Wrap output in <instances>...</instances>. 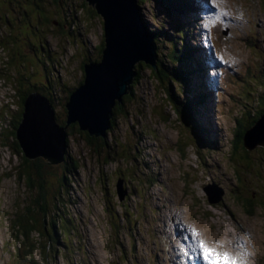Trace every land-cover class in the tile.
Instances as JSON below:
<instances>
[{"label":"rangeland","instance_id":"obj_1","mask_svg":"<svg viewBox=\"0 0 264 264\" xmlns=\"http://www.w3.org/2000/svg\"><path fill=\"white\" fill-rule=\"evenodd\" d=\"M30 1H16L14 6L27 2L24 6L29 8L35 0ZM195 1L187 0V11L180 14L173 8L162 9L155 0L139 3L148 29L164 34L157 43L159 50L168 49L169 38L176 43L179 40L180 46L183 41L190 47L189 42H198L200 58L205 59L197 60L195 53L189 60L186 49L182 53L180 47L171 51L173 63L164 52L160 59L157 57L168 70L179 77L180 72L186 76L180 81L184 89H180L178 96L179 104H183L182 119L167 103L163 84L150 78L146 68L133 89V98H124L126 114L111 112L115 102L110 107L109 119L114 116V122L113 129L105 132V148L95 153L76 130L67 136V150L79 158L80 167L68 176L67 190L59 202V207L65 205L68 216L58 219L62 233L58 232L57 246L61 252L51 255V263L187 264L182 261V254L204 241L221 252L227 251L239 264H264V214L258 207L248 214L240 201L232 198L236 191L235 175L242 166L233 167L228 158L236 117L243 114V125L248 112L251 115L259 110L257 105L264 109V7L260 0H208V4L201 0L206 1L201 5H195ZM193 4L206 10L194 12L191 19L182 17ZM45 7V37L41 42L27 35L17 18L11 20L12 24L2 20L0 43L7 46L5 51L0 48V56L5 52V67L0 63V74L8 76L13 84H5L0 76V104L7 102L4 105L8 104L13 112L18 108L14 96L22 79L24 88L30 89L28 100L33 103L36 94L46 95L62 121L66 115L63 89L76 91L83 60L88 55V62L99 58L102 19L89 18L86 27L80 26L78 30L72 7L64 15L55 13L59 8L57 1L46 2ZM180 24L196 35L191 40L186 36L180 38L176 33L182 28ZM14 25L20 29L11 36L8 28L14 29ZM31 29L36 36L37 29ZM35 44L42 48L37 50ZM130 82H126V91ZM206 84L208 90L194 93L195 88L202 89ZM193 112L192 118L189 114ZM10 120L8 116L1 118L7 126ZM260 138H264V123L247 141L249 146L256 147L254 152L264 150L257 140ZM260 159H264V154ZM19 161L9 145H0V264H34L32 258L25 256L27 253L37 264H45L39 249L33 251L34 255L29 251L15 253L18 248L29 246V239L18 243L14 240L9 220L16 211L17 197L21 204L26 197L24 185L15 177ZM244 161L253 172V161L245 155ZM59 171L60 166H54V186ZM103 173L109 185L106 188L102 187ZM213 182L223 188V204L210 202L211 195L204 190L205 185ZM49 218L51 215L46 216ZM111 219L116 221L111 223Z\"/></svg>","mask_w":264,"mask_h":264},{"label":"trees","instance_id":"obj_2","mask_svg":"<svg viewBox=\"0 0 264 264\" xmlns=\"http://www.w3.org/2000/svg\"><path fill=\"white\" fill-rule=\"evenodd\" d=\"M78 3V6L81 8V12H79L81 18L77 21L78 30L81 27H86L87 20L89 22V18L98 17L99 14L97 13L96 9L93 5L89 4L87 0H76ZM156 4L160 6L164 10H168V8L175 9L176 13L180 14L185 11H187V0H155ZM144 0H138L139 3H143ZM264 7V0H260ZM27 8V7H26ZM26 8L22 7L21 12H24ZM84 9V11H83ZM27 11V10H26ZM6 14H12L11 11H7ZM12 17L13 15L8 16L9 22L12 24ZM24 18L28 20V16L24 13ZM3 25L2 18L0 19V26ZM181 25V24H180ZM148 26V25H147ZM146 26V27H147ZM14 29H9V34L15 35L16 31L20 29V27H16L14 25ZM181 30L177 31L176 33L180 36V38L187 37L188 34H190V28H185L181 25ZM148 28V27H147ZM27 35H29L28 31H25ZM79 33V31H78ZM154 40L156 44V53L157 57H161L162 52L165 53L167 59L173 63L171 60V51L177 49L180 47V50L182 53H184L183 49H186V55L188 56L189 60L191 59L192 55L195 54V49L187 45L186 41L182 42V45H178L177 43L172 39L169 38L170 44L167 45L168 49H165V51L159 50L158 42L161 41L164 34L160 32L159 30H153ZM7 46V45H6ZM6 46L4 43H0V48L2 51L6 50ZM104 46V41L102 39V43L97 47L98 57L97 60L100 59L101 56V50ZM158 50V51H157ZM191 51L193 53H191ZM5 56V52L3 53V56H0V63H2V68L5 67V60L3 57ZM163 57V55H162ZM90 59H87L86 61H89ZM193 61V60H191ZM156 67L155 69L151 67L149 64H146L144 61L140 60L135 63L133 70L135 71L134 76L132 77V81L130 82V89L129 91H126L124 94H122L121 103H118V100L116 99L114 102V107L112 108L111 112L113 113L114 110L121 113L126 114L125 110V103L126 100L124 98H133L134 95V87L138 83L140 77L142 76L141 71L145 70L146 68L149 70V77L153 79H157L160 84H163V89L165 90L166 94V100L167 103L169 102L171 106H173L175 113L181 112V107L183 104H179V95H181V88H183L181 84V80L183 81L186 79V76L180 72V77L171 70H168L167 67H164V61L157 60L156 61ZM86 63V62H85ZM83 63V65L85 64ZM172 69V68H170ZM173 70V69H172ZM199 71L196 72L194 75L195 78L197 77ZM193 74V73H191ZM0 76L3 78V82L5 84H13L11 81H9L8 76H3L0 74ZM84 78V73L82 72L81 80L78 81L76 86H79L82 84ZM201 78V77H198ZM19 78L17 79V82H19ZM22 80V79H21ZM19 82L18 93L14 96L15 99H17L19 102L18 108L13 112L11 109H9L7 102L0 104V137L2 139L1 144L9 145L12 150H14V153L19 157V165L15 169L16 174L15 177L17 181L24 185L26 190V197H24L23 203L21 204V201L19 200V197H17L15 201L16 211L13 213V218L10 217L9 220L11 221L10 228L11 231L14 233V240H17L18 242H22L24 239H29V246L25 249L18 248V251L15 253H19L21 251H29L32 252L35 249H39L43 252V257L45 260V264H55L51 263L50 261L53 259L52 256L55 254L60 253V248L57 246L58 238L60 237V234L58 232L62 233V229L60 228L58 224V219L65 218L67 215L65 205L59 207V202L63 200L64 194L67 190L66 188V181L68 176L71 174H74L76 170L80 167L79 158H75L71 155L69 150L66 151L65 160L57 164L60 166V171L57 174L56 177V184L54 186V166H56L54 163L52 164L51 161L43 156V155H36V156H29L24 151L18 137H17V129L19 128L22 120H23V113L25 110V102L27 99V96L30 94L29 90L24 88L23 80ZM14 81V80H13ZM156 81V80H155ZM176 82L173 86H175L174 90L171 89L172 84ZM159 84L157 83V88L160 91V88L158 87ZM28 88V86H26ZM69 88V87H68ZM66 88V95L64 94V102L68 100V97L70 95V92L72 90H69ZM195 88V87H194ZM17 90V88H16ZM201 89L195 88L194 93H198ZM158 91V92H159ZM168 91V92H167ZM49 92V91H48ZM43 95V94H42ZM46 96V95H45ZM47 97V96H46ZM194 98V97H193ZM130 100V99H129ZM175 101H178L175 102ZM185 103H187L185 101ZM53 104V103H52ZM65 103H63L64 105ZM188 104V103H187ZM264 104V103H263ZM262 105H257L256 108H259V110H256L250 115V112H248V117L246 119V123L241 125V118L242 115H238L235 119L236 124L233 128V136L231 138V146L230 151H228V158L232 161V166H242V168H238L236 172V186L234 189L236 191L233 192L232 198H236L235 200H239L240 203L244 206L248 214H253L255 209L258 207L261 212L264 214V159L261 161L260 156L264 154V150L262 153L255 148H247L246 145H244V136L249 129L250 126L254 125V123L262 116L264 113V109L262 110ZM65 108V105H64ZM194 110V108H193ZM66 111V108H65ZM249 111V109H247ZM192 115V118L194 116V112L192 114H189V116ZM2 116H8L10 122L7 125H5L1 118ZM180 119L183 118V115L181 113L179 114ZM190 118V119H192ZM56 121L60 123V125H66L65 119L60 121L57 117H55ZM110 122H112L110 128L106 129V133L113 129V122H114V116H111ZM78 126V125H77ZM76 126V123H71L66 127L68 136L70 133H72V130H76L78 135L84 140L85 144L95 153H99L103 148L106 147L105 143V137L101 136H95L90 135L88 131L79 129ZM195 127L198 125L194 124ZM77 129H74L76 128ZM202 135H205L203 133L202 129H198ZM200 139V136H198ZM68 143V139H67ZM112 147H116V143L113 142L111 144ZM68 146V145H67ZM135 146H138L135 144ZM111 147V148H112ZM264 149V146H263ZM118 151V150H117ZM237 153L236 155L234 153ZM242 152V153H241ZM111 154L109 153V156ZM244 155L245 158L251 159L254 163V167L252 169L253 172L250 171V169L246 166V161H244ZM79 166V167H78ZM104 179L107 180V177L105 176V173L101 174V181L103 182L104 188L108 187L107 181H104ZM110 181V179H109ZM151 181V179H150ZM215 183V182H213ZM217 184V183H216ZM109 193H111L109 191ZM112 197H114V194L111 193ZM222 199L218 201L215 204H223V196ZM233 198V199H234ZM51 200H55V203H50ZM55 207V208H52ZM50 212H52L50 214ZM49 214V215H48ZM51 218L46 219V216H50ZM109 217H111L109 215ZM132 218V217H130ZM20 220V221H19ZM134 220V219H133ZM116 220L111 219V223H113ZM135 221V220H134ZM47 222V224H46ZM113 225V224H112ZM34 234L36 237H34ZM51 250V254L49 255V252ZM52 255V256H51ZM25 256H28V258H32V262L34 264H37L36 261L33 260V257L30 253L25 254Z\"/></svg>","mask_w":264,"mask_h":264},{"label":"water","instance_id":"obj_3","mask_svg":"<svg viewBox=\"0 0 264 264\" xmlns=\"http://www.w3.org/2000/svg\"><path fill=\"white\" fill-rule=\"evenodd\" d=\"M87 2L102 15L104 46L99 60L83 65V82L76 91L70 92L65 102L66 125L56 121L55 108L48 97L36 94L32 103L28 100L30 94L25 102L23 120L17 129V137L26 154L43 155L55 165L65 160L68 125L76 123L79 129L88 131L90 135L105 136L106 129L111 126L110 107L115 98L121 103L126 82L132 81L135 74V62L143 59L155 69L154 35L143 21L138 0ZM263 123L264 113L245 133L247 148H253L247 144L249 136ZM257 140L260 146H264V138ZM204 190L211 195L210 202L213 203L220 201L224 194L223 188L215 183L205 185ZM214 190L217 194L212 195ZM117 192L119 194V190Z\"/></svg>","mask_w":264,"mask_h":264},{"label":"flooded vegetation","instance_id":"obj_4","mask_svg":"<svg viewBox=\"0 0 264 264\" xmlns=\"http://www.w3.org/2000/svg\"><path fill=\"white\" fill-rule=\"evenodd\" d=\"M16 1H20V0H0V17L2 18V20L4 21V23H7L9 21L8 16L13 15L14 18L12 17V19H18L19 21H21L25 31H28L29 35L32 36L35 40L41 42L42 39L45 37L44 35V30L42 28V26L45 25V23L43 22V18H44V8L46 2H54L57 1L59 4V8L57 10H55V13L64 15L67 12H70L69 10H67L68 7H72L74 12V8L73 5L71 4L70 0L69 1V5L67 4V0H66V4H64L65 0H44V2L40 3L38 1L35 0V2L33 3V5H30L29 8H26V6H24L25 3L27 2H23L19 7L15 6L16 5ZM24 1V0H22ZM32 2V0L30 1ZM64 4V9L62 8ZM22 7L26 8V10L24 12H21ZM20 9V11L18 10ZM7 11H11L12 14H6ZM24 13L25 15H27L28 17H30V20H26L24 18ZM31 27L37 29L38 34L36 36H34L32 34V29ZM34 45V43H32ZM84 44V43H83ZM36 45V44H35ZM37 50H40L42 47L40 45H36ZM45 47V46H44ZM87 59H90L89 55L86 56V58L83 60V63L88 62L85 61ZM63 85V83H62ZM68 88V87H67ZM63 90H66L63 89ZM66 92V91H65ZM115 189H116V184H115Z\"/></svg>","mask_w":264,"mask_h":264},{"label":"snow or ice","instance_id":"obj_5","mask_svg":"<svg viewBox=\"0 0 264 264\" xmlns=\"http://www.w3.org/2000/svg\"><path fill=\"white\" fill-rule=\"evenodd\" d=\"M204 264H239L227 251H219L217 247H210L204 241L198 245Z\"/></svg>","mask_w":264,"mask_h":264},{"label":"clouds","instance_id":"obj_6","mask_svg":"<svg viewBox=\"0 0 264 264\" xmlns=\"http://www.w3.org/2000/svg\"><path fill=\"white\" fill-rule=\"evenodd\" d=\"M70 2H71V4H72V1L70 0ZM73 5V7H74V12H73V14H74V19H75V21H77V20H80V18H81V16H80V14H79V12H81L80 10H81V8L78 6V4H72ZM101 57V56H100Z\"/></svg>","mask_w":264,"mask_h":264},{"label":"bare ground","instance_id":"obj_7","mask_svg":"<svg viewBox=\"0 0 264 264\" xmlns=\"http://www.w3.org/2000/svg\"><path fill=\"white\" fill-rule=\"evenodd\" d=\"M99 16L101 17V19H102V15L101 14H99ZM144 21V20H143ZM145 23V22H144ZM147 26V25H146ZM153 47H154V51H155V61H154V65H155V67H156V60H157V53H156V45L154 46L153 45ZM140 60H142V61H144L145 62V60H143V59H139V60H137L136 62H138V61H140ZM135 62V63H136ZM146 64H149L151 67H153L149 62H145Z\"/></svg>","mask_w":264,"mask_h":264}]
</instances>
